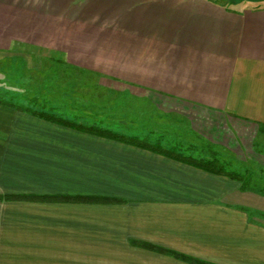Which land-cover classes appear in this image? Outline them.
I'll list each match as a JSON object with an SVG mask.
<instances>
[{
  "label": "crops",
  "instance_id": "0c3cea01",
  "mask_svg": "<svg viewBox=\"0 0 264 264\" xmlns=\"http://www.w3.org/2000/svg\"><path fill=\"white\" fill-rule=\"evenodd\" d=\"M42 35L69 67L183 114L209 146L259 174L241 190L0 104V264H190L132 241L264 264V0H0V56L9 40L36 45ZM88 196L125 202L53 200Z\"/></svg>",
  "mask_w": 264,
  "mask_h": 264
},
{
  "label": "rangeland",
  "instance_id": "374dc122",
  "mask_svg": "<svg viewBox=\"0 0 264 264\" xmlns=\"http://www.w3.org/2000/svg\"><path fill=\"white\" fill-rule=\"evenodd\" d=\"M17 39L9 40L5 55L0 56V96L8 101L83 125H97L145 139L151 145L173 148L185 157L216 159L229 169L251 175L250 185L257 182L259 173L254 164L232 162L224 149L209 146L190 130L191 120L183 114L174 115L158 104L141 100L122 89V85L92 73V69L69 67L70 56L57 48H46L45 35L36 45L27 42L26 37L24 42ZM75 59L71 56V60ZM28 117L26 121L34 122ZM198 123L199 120L192 119V125ZM138 243L142 242L132 241L136 248L151 251Z\"/></svg>",
  "mask_w": 264,
  "mask_h": 264
},
{
  "label": "trees",
  "instance_id": "16d2710c",
  "mask_svg": "<svg viewBox=\"0 0 264 264\" xmlns=\"http://www.w3.org/2000/svg\"><path fill=\"white\" fill-rule=\"evenodd\" d=\"M1 105L8 106L10 108H13L15 110L21 111L23 113H26L32 117H35L37 119L43 120L48 123L64 126L67 128H70L72 130L88 134L95 137H101L105 139L110 140H116L123 142L125 144L140 147L142 149L152 151L154 153H158L160 155L166 156L170 159H173L175 161L182 162L184 164H188L190 166L202 169L208 173H212L214 175H221L226 176L234 181H237L240 183V189L246 190L249 187L251 177L248 175H244L241 173H238L232 169L227 168L223 163L217 161L216 159H196L192 157H185L180 153H177L175 149L173 148H163L160 144H154L151 145L149 142H147L145 139H139L137 137L128 136L122 133H117L110 131L108 129L99 127L97 125H83L80 123H77L73 120H68L65 118H62L60 116H56L54 114H50L48 112H45L43 110H36L32 107H23L21 105H18L16 103L10 102V101H1ZM11 198H20V197H9ZM53 200H65V201H74L79 203H87V204H120L122 203L121 200L115 199V198H107V197H99V196H88V197H55ZM141 247L146 248L151 251H155L159 254L169 255L176 259L182 260L184 262L190 263V264H212L206 261H201L199 259L186 256L183 253H179L176 251L164 249L155 245H151L148 243H138Z\"/></svg>",
  "mask_w": 264,
  "mask_h": 264
}]
</instances>
